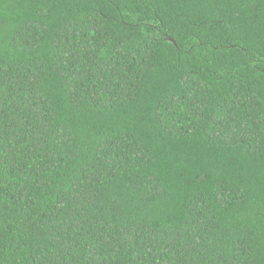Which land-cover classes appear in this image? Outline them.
<instances>
[{
  "label": "trees",
  "instance_id": "1",
  "mask_svg": "<svg viewBox=\"0 0 264 264\" xmlns=\"http://www.w3.org/2000/svg\"><path fill=\"white\" fill-rule=\"evenodd\" d=\"M0 264H264V0H0Z\"/></svg>",
  "mask_w": 264,
  "mask_h": 264
},
{
  "label": "water",
  "instance_id": "2",
  "mask_svg": "<svg viewBox=\"0 0 264 264\" xmlns=\"http://www.w3.org/2000/svg\"><path fill=\"white\" fill-rule=\"evenodd\" d=\"M171 41H173L175 43V40L173 38H170Z\"/></svg>",
  "mask_w": 264,
  "mask_h": 264
}]
</instances>
